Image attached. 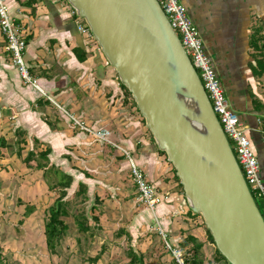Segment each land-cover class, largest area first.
Listing matches in <instances>:
<instances>
[{
  "label": "crops",
  "instance_id": "1",
  "mask_svg": "<svg viewBox=\"0 0 264 264\" xmlns=\"http://www.w3.org/2000/svg\"><path fill=\"white\" fill-rule=\"evenodd\" d=\"M180 1L200 32L231 108L245 127L264 182V143L258 123L264 115V74L255 75L259 68L251 43L256 30L264 34V0ZM6 5L24 37V62L38 86L23 82L0 29V126L9 128L14 138L17 129L25 130L31 147L37 139L42 148L50 149V161L73 176V153L83 150L84 142L88 146V137L100 148L123 147L157 192L167 196L152 212L141 209L137 222L155 220L177 248L189 233L203 242L205 254H213L202 216L190 209L174 178V167L157 147L96 40L77 30L72 6L67 0H6ZM70 116L95 129L109 130L114 144L77 131ZM127 160L119 165L129 167ZM79 173L88 175L83 170ZM203 264L228 263L205 259Z\"/></svg>",
  "mask_w": 264,
  "mask_h": 264
},
{
  "label": "water",
  "instance_id": "2",
  "mask_svg": "<svg viewBox=\"0 0 264 264\" xmlns=\"http://www.w3.org/2000/svg\"><path fill=\"white\" fill-rule=\"evenodd\" d=\"M229 264H264V219L178 35L157 0H67Z\"/></svg>",
  "mask_w": 264,
  "mask_h": 264
},
{
  "label": "rangeland",
  "instance_id": "3",
  "mask_svg": "<svg viewBox=\"0 0 264 264\" xmlns=\"http://www.w3.org/2000/svg\"><path fill=\"white\" fill-rule=\"evenodd\" d=\"M74 129L80 131L76 126ZM0 136H5L9 142L16 140L5 126H0ZM88 139V146L84 142L83 150L77 148L74 151L76 158L72 164L75 181L80 178L89 185L88 199L82 201L80 197L74 196L76 183L68 189L70 214L64 218L68 231L56 253L49 252L43 234L47 208L57 196L55 189L48 187L50 176L44 175L41 170L27 167L21 157L12 153L16 149L15 145L13 149L0 148V253L6 262L128 264L130 240L125 233L118 236V230L123 228L135 234L131 243L143 255L145 264H176L155 220H136L141 209L147 206L139 198L130 168L119 165L127 160L124 152L113 142L111 149L106 146L100 148L93 139ZM230 146L233 150V145ZM82 170L88 172V177L79 173ZM95 195L100 198L94 210L99 219V228L81 232L76 221L79 212L86 213L90 225L96 223L89 210ZM255 199L263 215V203L259 198ZM28 206H32L34 210L26 213ZM206 250L209 252L207 248ZM96 254H100V258L92 261L91 258Z\"/></svg>",
  "mask_w": 264,
  "mask_h": 264
},
{
  "label": "built area",
  "instance_id": "4",
  "mask_svg": "<svg viewBox=\"0 0 264 264\" xmlns=\"http://www.w3.org/2000/svg\"><path fill=\"white\" fill-rule=\"evenodd\" d=\"M157 1L172 28L178 35L183 48L200 77L213 111L216 114L229 143L233 145L235 158L251 194L253 197L259 198V200L264 203V182L260 176V164L258 158L252 149L251 140L246 134L245 127L241 124L238 115L229 104L224 87L222 86L213 67L212 61L205 50L199 30L180 0ZM71 12L76 16L75 22L77 30L81 34L93 38L85 20L77 15L76 10L73 7L71 8ZM0 29L5 36L7 49L10 51L12 62L17 68L21 79L25 84L38 86V80L30 74L28 67L24 62L23 54L26 43L19 26L8 12L6 0H0ZM70 118L73 126H76L80 131L86 132L92 137L104 142L112 143L109 137V130L95 129L88 126L85 121L80 118L74 116H70ZM258 123L262 126L260 133L261 140L264 143V115L258 119ZM119 148L127 156L130 172L137 186L140 200L144 202L147 208L154 210L159 203L167 198L166 194L157 192L153 183L145 172L135 163L129 152L123 147ZM159 232L163 235L167 248L171 252L175 263L187 264L180 249L167 241L166 235L162 229H159Z\"/></svg>",
  "mask_w": 264,
  "mask_h": 264
},
{
  "label": "trees",
  "instance_id": "5",
  "mask_svg": "<svg viewBox=\"0 0 264 264\" xmlns=\"http://www.w3.org/2000/svg\"><path fill=\"white\" fill-rule=\"evenodd\" d=\"M251 43L255 51L254 59L256 60V66L259 68V70L255 71V75L257 74L262 75L264 74V62H263L264 34L263 33L260 34V31L256 30L254 32V36L252 37ZM121 85L126 90L127 94L130 95V97L132 98L131 93L125 87V85L122 83ZM132 101L134 105L136 106V103L133 98H132ZM143 121H144V118H143ZM33 142H34L33 147L31 148L28 147L29 142L26 137V131L22 129L16 130V140L14 142H9L4 136H0V148L9 147L10 149H13V146L15 145L16 149L13 150L12 153L21 157L22 161L27 167L41 170L44 175H47L48 177L50 176L51 180L50 179L48 180V187L54 188L57 196L54 198L52 203L47 208V212H48L47 218L43 221V234H44L45 244L49 252L56 253L59 245L61 244V241L63 240V238L65 237L68 231V224L64 219L70 214L69 213L70 202H69V199L67 198L69 194L68 189L71 188L76 183V181H75L74 176L71 173H68L62 170L59 166L55 165L54 163L50 161L48 157L50 149L48 147L42 148L40 142L37 139H34ZM160 151L165 154L164 151L162 150ZM32 162H34V164H32ZM174 172H175V169H174ZM174 178L176 179L179 187L183 191V187L180 184L179 178L176 176V174H174ZM76 185L77 187L73 191L74 196L80 197L82 201L87 200L88 199L87 184L79 180L77 181ZM99 201H100V198L95 195L94 203L91 204L90 209H89L91 218H93V220L96 222L93 226L89 224V221H88L89 219L85 212L78 213V216L76 217V221H77L79 231L88 232L94 228L95 229L99 228L98 216L94 214V210H96V207H97L96 204L99 203ZM263 206H264V203H263ZM33 210L34 208L32 206H28L26 213H29ZM195 215L200 216V214H196V213ZM205 229H206L208 240L214 245L215 254L214 255L211 254L210 256H207V254H204L203 242L199 241L198 238H196L195 236L187 233L186 236L180 242V246H179V249L182 252V255L186 263L187 264H203L205 259L211 260V263H213L214 261L216 263L221 260H224L227 262L225 257L216 248L213 237L206 226H205ZM121 233H125L128 240H130V246L128 247V255H129L128 264H145L143 255L139 253L138 250L135 249V247L132 246L131 240H132V237L135 236V234L129 230L125 231L123 230V228L118 230V236H120ZM167 241L170 244H172L170 240L167 239ZM99 258H100V254H96L93 258H91V260L97 261ZM0 264H8L6 260L4 259L2 253H0Z\"/></svg>",
  "mask_w": 264,
  "mask_h": 264
}]
</instances>
